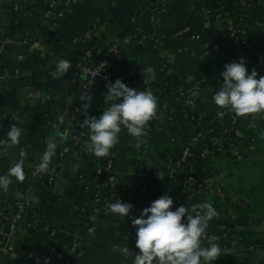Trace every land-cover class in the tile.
<instances>
[{
    "label": "crops",
    "instance_id": "crops-1",
    "mask_svg": "<svg viewBox=\"0 0 264 264\" xmlns=\"http://www.w3.org/2000/svg\"><path fill=\"white\" fill-rule=\"evenodd\" d=\"M217 1L223 0H71L67 5L64 0H0V40L18 43L4 48L0 42V140L6 139L13 124L23 130L18 146L0 145V175L20 159L22 148L27 153L25 180L21 183L13 178L8 192L0 190V215L9 217L20 197L36 199L35 204L26 199L31 207L18 220L21 232L12 239L9 250L0 254V264H133L132 251L125 257L113 250L114 245L130 250L134 246L131 242L136 238V228L131 218L110 215L107 203L93 201L91 187L107 160L112 165L108 187L112 194L132 204V216L139 218L160 194L172 197V210L181 205L190 210L195 204L211 203L219 216L209 222L207 230L209 235L218 236V243L224 247V254L213 264H264V120L239 123L245 138L236 149V157L226 153L209 156L206 164L210 177L203 189L180 201L176 182L165 178L162 167L191 136L194 125L186 119L175 123L167 120L161 110L171 96L160 86L151 88L158 101L157 116L139 149L134 147L133 138L121 131L111 155L98 158L86 149L89 138L84 127L86 142L77 157L59 158L55 154L56 160L51 161L44 177L31 175L49 141L61 145L70 138L71 130L59 118L64 121L68 109L76 106L79 119H85L82 93L92 96L88 115L98 117L109 107L105 104V85L95 91L90 87L83 90L69 85L68 71L53 77L56 61L84 59V47L89 51L84 64L90 65L99 61L104 45L117 41L122 61L112 72L114 81L122 79L129 67L141 73L142 67H152L155 73L172 74L179 88H184L183 93L191 100L188 112L203 119L218 111L212 96L222 85L224 66L243 58L250 74L253 66L264 64V0L241 1V11L235 18L214 15ZM131 17L135 31L157 37L161 44L129 40ZM226 21L237 30L236 38L222 41L216 52L203 54L202 49L213 44ZM182 27L198 38L177 35ZM85 30H90V39L77 40L75 37ZM26 39L37 47L25 44ZM241 39L249 41L250 46L244 47ZM196 81L202 84L193 89ZM53 123L57 127H52ZM63 163L70 164L66 172ZM142 165L149 167L148 191L133 203L128 197L136 195V179L130 171ZM54 173H63L65 182L53 186ZM111 177L115 179L110 183ZM215 188L220 194L213 192ZM255 223V230L245 228ZM44 225L62 231L50 236ZM90 227L95 229L93 234ZM72 244H76L79 255L68 254L67 262L54 257L47 261L53 249L66 252Z\"/></svg>",
    "mask_w": 264,
    "mask_h": 264
},
{
    "label": "clouds",
    "instance_id": "clouds-1",
    "mask_svg": "<svg viewBox=\"0 0 264 264\" xmlns=\"http://www.w3.org/2000/svg\"><path fill=\"white\" fill-rule=\"evenodd\" d=\"M128 43V39H125ZM71 63L60 60L57 63L53 77L66 74ZM221 73L223 80L212 99L219 111L217 116L222 118L227 112L235 117H251L264 115V76L257 79L255 69L249 74L246 62L240 58L224 66ZM143 83L150 84L155 80V70L152 67H142ZM105 104L109 107L97 116L88 115L91 107V94L84 92L80 96L82 102V126L88 129L89 142L86 149L98 158L111 155L110 150L119 143L122 129L135 141L134 147L139 149L147 137L149 123L156 118L158 101L151 89L139 91L128 87L121 79L105 85ZM63 123V118H59ZM22 129L13 124L6 133V139L0 140V145L13 148L20 144ZM56 143L49 141L41 157L39 172L44 173L49 168L55 155ZM27 153L25 149L19 152L20 159L14 161L5 175H0V190L9 191L13 178L17 182L25 180L24 164ZM110 178V183L114 181ZM173 199L163 195L154 200L149 207L142 210L139 218L131 215L132 204L120 199L107 204L108 213L122 218L130 217L132 226L136 228L135 253L133 264H213L223 251L216 235H206L209 222L219 216L211 203L195 204L189 208L184 205L175 210ZM94 228H89L93 234ZM207 241V246L202 243ZM114 251L128 257L132 255L129 247L113 246Z\"/></svg>",
    "mask_w": 264,
    "mask_h": 264
},
{
    "label": "built area",
    "instance_id": "built-area-1",
    "mask_svg": "<svg viewBox=\"0 0 264 264\" xmlns=\"http://www.w3.org/2000/svg\"><path fill=\"white\" fill-rule=\"evenodd\" d=\"M70 1L71 0H64V5H67ZM242 1H246V0H242ZM58 15H60V14H58ZM133 24H134V18L131 17L130 21H129L130 31H128V33H127V38L129 40H131L137 44H142L145 41H149L154 46L161 44V40L158 39L157 37H154L152 35L145 34L142 32L135 31ZM225 29H226V31L221 34V38L223 39V41H228V40H231L233 38H236L237 30L235 28H233V26L229 23V21H226ZM176 34L180 35V36L187 35L188 39L198 38V35L192 34L187 27L180 28L176 32ZM90 37H91L90 30H85L80 35H77L75 38L77 40L87 41L88 39H90ZM1 41L7 42L9 40L4 39V40H0V42ZM240 43L244 47H249L251 44L249 41L242 40V39L240 40ZM218 47H219L218 43H213L209 46L208 49H202V52H203V54H208L209 52H212V51L216 52ZM179 50L180 49H178V51ZM88 53H89V51L86 50L84 52L83 56H86ZM82 58L83 57L80 58L79 62H77L75 64H71V67L77 69L78 72L76 73V75L82 76L83 79H80L79 77L76 78L75 76L69 78L68 83L71 87H75V88L83 89V90H86V89H88V87H90L91 91H95L96 88L99 87L100 85H106L108 83H114L115 82L112 79V72H113L114 68L122 61V56H121V52H120V45L117 41H112V42L108 43V45L103 50L99 61H97L96 63L86 65V64H84V62H81V60H83ZM58 61H56V63H55L56 68H57ZM262 67H264V64ZM56 68H55V70H56ZM140 74H141V72L138 68L129 67L125 71L123 78L121 80L123 83H125L128 87L131 88V87L136 86L134 76L140 75ZM199 87H200L199 81L194 82L192 85L193 89H197ZM145 89H151V88H150V86H144L143 90H145ZM143 90H141V91H143ZM177 91H179V95H176L173 97V99H175V100H178L179 96L182 93L180 88H178ZM183 103H184L185 109L188 110V107H190V104H191V100H189L188 98H185ZM170 111H172V108L170 109ZM218 112H219V110L216 111L214 114L216 116V118H219L217 116ZM189 113H192V112L189 111ZM165 116H166L167 120H169V121L172 120L171 114L165 113ZM65 119H66L65 125L68 126L69 130H71L70 134L76 128L77 134L80 138L86 137L84 126H82L83 122L78 117V108L76 106H71L68 109L67 115L65 116ZM256 119L257 120H264V115H257L255 120ZM226 120L228 121L229 126L226 128H223L221 130V133L224 135L226 132H230V133H232V136L229 138V141L225 145H223V140H222L221 136H217V137H211L210 136V133L212 131L211 128H200L198 125L200 123V119L197 118V121H196V124L194 125L191 136L187 140H185L181 145V150H180V154H179L178 158L175 159L174 161H172L169 158L164 163L163 166H164L165 178L169 179V180H173L174 182H176V184L178 186V195L181 196L183 199L189 198V197L194 196L195 194H198L203 189L205 182H206L205 181L203 183H200L199 181H197L192 176L185 174V167H186L185 162H186L187 158L190 157V155H191V148L193 147V145L195 143H197V141H200V142L203 141V143L209 142L208 146H204L200 149V156L203 158H206V159L209 156H214V155H217L218 153H226L230 157H232L233 155L236 157V154H235L236 149H237L238 145L245 138L244 134H243V132L239 126V123L246 122L248 120H253V119L251 117H247V118L235 117L234 114L228 112ZM52 127H57V125L53 123ZM146 130H147V132H149L151 130V124L150 123H149V126ZM124 133L126 135H129L127 133L126 129H124ZM83 145H84V143L81 140L77 143V148L74 150H70L66 146L56 145L55 154L59 158L77 157L80 154V151H81ZM2 152H3V149L0 148V154ZM39 165H40V163H36L35 165H33L32 169H31V175L33 178L40 179V178L44 177V173L39 172ZM111 166H112L111 161L107 160L105 165L103 167H101L100 169H98V171H97L98 176H100V174H104L105 176L101 182L96 183L93 186V188L91 187L92 195H93V201L99 205L108 203L107 199H105L106 197L101 196L100 190L103 187L108 188V186H109L108 185V179H109V173L111 171ZM130 173L136 179V183L138 184V187H137V190L135 193L137 194L138 197H143L148 191L149 178H150L149 167L144 166V165L138 166L135 169H133L132 171H130ZM179 178H180V181H179ZM49 179H51V177H48V180ZM213 192L215 194H220V189L215 188L213 190ZM161 196H163V195L160 194L159 197H161ZM108 197H111V198L115 197V200L120 199V198H118L117 195H114L111 192L109 193ZM121 201L128 203V200H121ZM29 209H30V204L26 199L20 198L19 200H16L13 203V211H12L11 215H9V217H8L11 221L10 228L25 213H27L29 211ZM107 212H108V209H107ZM43 229L46 232H48V234L50 236H53V235L62 231L59 228L50 227L48 225H44ZM206 235H209L208 230H206ZM202 246L203 247L207 246L206 240L202 243ZM220 247L223 251L224 247L221 245H220ZM132 248H131L132 252H134V253L138 252V249H136V248L132 249ZM8 250H9L8 245H3V244L0 245V254L7 252ZM70 253H72V254L74 253L75 255H79L76 244L70 245L66 252H60L59 251L57 253V256L60 257L63 260V262H67V255Z\"/></svg>",
    "mask_w": 264,
    "mask_h": 264
},
{
    "label": "trees",
    "instance_id": "trees-1",
    "mask_svg": "<svg viewBox=\"0 0 264 264\" xmlns=\"http://www.w3.org/2000/svg\"><path fill=\"white\" fill-rule=\"evenodd\" d=\"M241 1L242 0H223L220 2L217 1L214 3L213 14L214 15H223V17H227V18H235V17H237V15L241 11V7H242ZM225 27H226V23L222 25L221 30L218 32L217 38L215 39V41L213 43L220 44L223 41V39L221 38V34L226 31ZM183 36L187 37V35H183ZM91 40L94 42L93 37ZM93 42L91 44H93ZM145 42L150 43L149 41H145ZM91 44L89 46H91ZM89 46H87V47H89ZM106 46L107 45L103 46V50L105 49ZM85 49H86V47L83 48L82 55L84 54ZM85 57L86 56H84V59H85ZM84 59L81 60V62H84ZM79 61L80 60H74V61H70V63L75 64ZM77 72H78L77 69L70 67V69L68 70L67 78H66L67 81L71 77H74V76L76 78L79 77L78 75H76ZM155 76H156V78L154 81H152L150 84L145 85L143 83L142 73L140 75H136V76H134L136 86L131 87V88L138 89L139 91H141V90H143L144 86H150V88L160 86V87L167 89V91H169V93H170L171 100L166 102L163 105L161 111H164L168 114H171L172 115L171 121L174 123L180 122V121L186 119V120L191 121L192 124L195 125L196 121H197V117L195 115H193V113H189L188 110L185 109L184 105L181 104V102L184 101V99L186 98V95L183 93L184 88H180L182 93L179 96V99L175 100V99H173V97L176 95H179V91H177V89L179 88V85L177 84V81L174 78V76L170 73H160V72H156ZM199 83L201 85L202 81H199ZM171 108H172V111H170ZM219 111H225V110L219 109ZM227 113L222 118H216V116L214 115L215 114V112H214V113L208 115L207 117H205L203 119L200 118V123L198 124L200 128H211L212 129V131L210 133L211 137L221 136L222 140H223V145H225L229 141V138L232 136V133H230V132H226L224 135L221 133V130L223 128H226L229 126L228 121L226 120ZM65 121H66V119L63 122L65 123ZM152 122H153V120L150 122V124ZM122 131L124 132V129H122ZM80 140L85 144L86 137L80 138L77 134V129L75 128L74 131L70 134V138L68 140H66L61 145L68 147V149H70V150H74L77 148V143ZM208 145H209V142L203 143V141L202 142L197 141V143H195L193 145V147L191 148L190 157H188L186 162H185V166H186L185 167V174L192 176L193 178H195L200 183L205 182L210 177V171H209L207 164H206V158H203L200 156V149L202 147L208 146ZM180 150H181V146L170 157V159L172 161H174L175 159L178 158V156L180 154ZM104 176H105L104 174H100V176H98L96 183L101 182L103 180ZM179 181H180V178H179ZM135 184L136 185H135L134 192H136L137 187H138V184L137 183H135ZM100 191H101V196L106 197L105 199H107L108 203L115 202V197H113V198L108 197L109 193L111 192L109 187L108 188L103 187V188H101ZM118 198L123 200V197L118 196ZM128 198H129V201L133 202V203L139 199V197H137V194L134 195V193H133V195H131ZM182 199L183 198L181 196H179L178 200L180 201ZM135 240H136V238L131 242L132 245H134V246H132L133 248L131 247L132 249L136 248L135 247Z\"/></svg>",
    "mask_w": 264,
    "mask_h": 264
},
{
    "label": "water",
    "instance_id": "water-1",
    "mask_svg": "<svg viewBox=\"0 0 264 264\" xmlns=\"http://www.w3.org/2000/svg\"><path fill=\"white\" fill-rule=\"evenodd\" d=\"M40 32L37 31V35H39ZM45 37H48V34L45 35ZM33 40V39H32ZM15 43H10V42H1L2 46L4 48L8 47L9 45L11 46V44H14V45H17V41L15 40L14 41ZM25 44H28V45H31L33 47H37V43H33V41H31V39H26L24 41ZM3 48V49H4ZM2 52V50L0 51V53ZM255 69L258 73V76H257V79H259L261 76H264V67L262 66H253L251 68V71ZM52 131H50L51 133ZM42 157V156H41ZM56 160V156L54 155L53 158H52V161ZM64 165V172H66L67 168L70 167V164L69 163H63ZM51 168V165L49 166V168L47 169L48 171L50 170ZM79 166H76V169H78ZM164 168V167H162ZM163 170V169H162ZM65 177V175L62 173V174H58V173H54V179L52 181V185L54 186L55 183H58V182H62L64 183L65 181L62 180L63 178ZM66 180H71L69 177H66L65 178ZM64 181V182H63ZM49 189H52V186L51 188ZM21 198V197H20ZM19 198V199H20ZM27 200H30L33 204H35L34 202H36V199H34L33 197H30L29 195L25 197ZM17 199V200H19ZM35 206V205H34ZM31 207V205H30ZM33 207V206H32ZM256 224V225H255ZM253 225H249L248 227H245L246 229H249V230H255L256 229V226H258V223H255ZM10 225H11V221L10 219L7 217V215H5V213H2L0 215V244H3V245H13V242H12V239L16 236L17 233H20L21 232V229L17 226L18 225V221H16L13 226L10 228ZM75 242V240H73ZM58 253V249L55 248L53 249V251H51L50 253H48L49 255V258L47 261H51V257H54L55 259H57L58 261H61V258L60 257H57ZM47 255V256H48ZM50 259V260H49ZM36 261H39V262H42V259L39 260L38 258H35ZM46 260V259H44ZM46 262V261H43V263ZM264 262V261H263Z\"/></svg>",
    "mask_w": 264,
    "mask_h": 264
}]
</instances>
